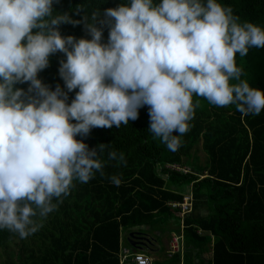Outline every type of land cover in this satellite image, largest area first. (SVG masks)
<instances>
[{"label":"clouds","instance_id":"9594fccd","mask_svg":"<svg viewBox=\"0 0 264 264\" xmlns=\"http://www.w3.org/2000/svg\"><path fill=\"white\" fill-rule=\"evenodd\" d=\"M57 0H0V230L26 239L76 184L105 175L108 161L126 166L108 144L90 148L94 128H120L147 106L148 131L175 152L205 99L242 116L264 111L237 54L264 48V27L219 0H128L85 17L91 39L63 36ZM98 24L100 26H98ZM109 29L103 42V28ZM63 53L52 90L38 74ZM29 83L27 90L17 88ZM68 103V93L77 90ZM75 121V123H73ZM178 133V134H174ZM109 180L120 186L119 175Z\"/></svg>","mask_w":264,"mask_h":264},{"label":"trees","instance_id":"16d2710c","mask_svg":"<svg viewBox=\"0 0 264 264\" xmlns=\"http://www.w3.org/2000/svg\"><path fill=\"white\" fill-rule=\"evenodd\" d=\"M127 2L57 0L53 7L54 14L80 21L62 24L63 36L91 39L85 17L90 22L99 9L103 18L105 9ZM219 2L242 20L264 27V0ZM108 36L104 27L103 42ZM61 60H66L63 53L50 56L38 78L52 90L60 86L67 91L59 75ZM237 65L253 87L264 90V48L250 49L243 58L237 54ZM16 87L27 90L29 83ZM77 91L68 93L69 104ZM197 99L201 106L175 152L148 131L147 106L127 125L77 136L90 148L108 144L105 161L108 151L123 152L126 166L108 161L103 177L97 173L87 184L77 183L34 235L21 239L0 230V264H119L120 246H130L127 233L135 228L154 234L161 246L162 236L182 233V249L167 251L166 261L154 259L153 264H264V111L245 117L235 106L218 108L194 95ZM198 140L207 156L203 165L188 159ZM111 175L120 176V186L109 180ZM186 191L192 192V207L180 215L169 201H180ZM208 250L211 258L202 256Z\"/></svg>","mask_w":264,"mask_h":264},{"label":"built area","instance_id":"2783aa9c","mask_svg":"<svg viewBox=\"0 0 264 264\" xmlns=\"http://www.w3.org/2000/svg\"><path fill=\"white\" fill-rule=\"evenodd\" d=\"M183 170H187L184 168ZM169 204L173 207H178L180 215L189 211L192 207V192L186 191L183 193L182 199L180 201L172 200ZM170 233V248L168 249V254L176 250L182 249V233H177L171 231ZM119 264H153V257L147 251L134 250L130 246L121 245L119 250Z\"/></svg>","mask_w":264,"mask_h":264},{"label":"rangeland","instance_id":"374dc122","mask_svg":"<svg viewBox=\"0 0 264 264\" xmlns=\"http://www.w3.org/2000/svg\"><path fill=\"white\" fill-rule=\"evenodd\" d=\"M207 156H206V153L202 150L201 148V140H198L193 148L191 149V155L189 156V161H196L197 164L199 165H203V163L205 162ZM176 212V211H175ZM170 233H168V235H164L162 236V246L160 247L159 250L157 251H152L151 252V255L153 256L154 259H158L159 261H166V253L168 251V249L170 248L169 246V243H170ZM202 256L208 258H210L211 256V253L208 251V252H204L202 254Z\"/></svg>","mask_w":264,"mask_h":264},{"label":"water","instance_id":"95a60500","mask_svg":"<svg viewBox=\"0 0 264 264\" xmlns=\"http://www.w3.org/2000/svg\"><path fill=\"white\" fill-rule=\"evenodd\" d=\"M127 241L134 250L157 251L160 246L151 233L137 228L128 231Z\"/></svg>","mask_w":264,"mask_h":264},{"label":"crops","instance_id":"0c3cea01","mask_svg":"<svg viewBox=\"0 0 264 264\" xmlns=\"http://www.w3.org/2000/svg\"><path fill=\"white\" fill-rule=\"evenodd\" d=\"M152 234V233H151ZM152 235H154V234H152ZM155 236V235H154ZM156 238V237H155ZM123 245H126V244H123ZM126 246H128V245H126ZM160 247V246H159ZM158 250H159V248H158ZM210 253H211V251L210 250H208ZM208 251H204V252H208ZM204 252H202V254L204 253ZM150 253V252H149ZM151 254V253H150ZM152 256V255H151ZM153 257V256H152ZM208 258H209V256H208ZM210 258H211V256H210ZM154 259V258H153Z\"/></svg>","mask_w":264,"mask_h":264},{"label":"flooded vegetation","instance_id":"af4514ba","mask_svg":"<svg viewBox=\"0 0 264 264\" xmlns=\"http://www.w3.org/2000/svg\"><path fill=\"white\" fill-rule=\"evenodd\" d=\"M149 233H150V232H149ZM153 236H154V235H153ZM156 241H157V240H156ZM148 252H150V253H151L152 251H148Z\"/></svg>","mask_w":264,"mask_h":264}]
</instances>
